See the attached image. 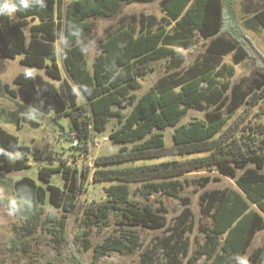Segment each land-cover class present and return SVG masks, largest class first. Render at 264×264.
<instances>
[{"label":"trees","instance_id":"obj_1","mask_svg":"<svg viewBox=\"0 0 264 264\" xmlns=\"http://www.w3.org/2000/svg\"><path fill=\"white\" fill-rule=\"evenodd\" d=\"M152 1L29 0L28 9L0 16V55L15 58L22 54V64L42 68L54 80L39 73H19L13 80L16 88L7 83L6 91L41 112L69 116L71 129L78 130L83 139L84 152L89 151L91 142L89 126L102 132L110 118H117L119 126L110 137L121 144L120 149L98 156L92 172L94 181L112 183L105 188L110 200L98 206L97 212L88 210V214L90 220L92 216L99 220L113 210L135 225L169 229L168 236L143 252L144 264H183L186 258L187 264H199L204 256L209 264H242L239 257L248 253L257 233L264 230V140L261 144L258 134H250L246 142L230 131L240 109L256 104L258 97L242 81H230L234 74L231 66L211 62L233 52L235 63L246 57L237 42L222 34L226 10L232 11L230 0H161L167 23L173 24L171 31L165 24H157L154 16L132 15L130 21L108 31L92 67L87 59L86 48L94 32L91 17H113L124 4ZM255 18L264 28V8L255 13ZM25 26H29L28 32ZM195 32L208 41L204 58L186 73L172 72L137 95L140 79L153 70V61L168 59L170 69L183 65L186 58L176 48H193ZM59 38L65 45V67L88 101V116L86 105L79 103L78 91L63 78L57 62ZM128 107L130 111L125 112ZM191 109L204 112V118L180 124ZM83 115L81 126L78 117ZM240 124L237 121L236 127ZM169 127L175 128L171 146L156 131ZM20 147L19 137L0 125V170L22 172L30 167L27 156H11ZM168 157L172 159H164ZM201 168L235 178L238 190L213 189L201 195L202 213L212 219V225L203 230L204 244L189 255L186 234L193 224L190 207H185L170 227L165 206L155 209L152 204L134 202L128 184L142 181L149 195L162 193L182 199L187 180L179 177ZM56 173L62 174V186L51 182ZM89 174L63 161L39 168L38 179L45 184L22 175L14 183L22 215L33 221L38 208L52 205L61 210V215L50 211L48 217L53 220L49 222L56 224V234L63 237L69 213ZM211 179L204 177L202 185ZM185 203L190 199L185 198ZM127 240L107 238L96 246L95 259L112 251L134 252L140 246L136 234H130ZM249 261L264 264V243L253 249Z\"/></svg>","mask_w":264,"mask_h":264},{"label":"rangeland","instance_id":"obj_2","mask_svg":"<svg viewBox=\"0 0 264 264\" xmlns=\"http://www.w3.org/2000/svg\"><path fill=\"white\" fill-rule=\"evenodd\" d=\"M67 2L69 0H66ZM161 0H153L148 3L124 4L120 11L113 17H91L89 20L94 23V32L89 38V45L86 48V55L90 67H92L95 57L101 51V42L108 34V31L116 30L122 22L130 21V16H140L141 13L147 16H154L157 24H165L171 31L172 25L167 23L168 16L161 7ZM232 11L226 10L225 23L222 34L237 42L239 49L245 54V58L240 63H235V52L218 60H211L213 63H225L233 68L234 74L230 77L232 83L242 81L245 87L254 90V96L258 97V102L243 106L238 117L234 118L231 130L234 134L242 136V139L249 142L250 134L256 136L259 143L264 140V81L261 74H264V66L255 57L248 46L251 43L264 59V28L256 21L255 13L264 8V0H230ZM126 18V19H125ZM32 22H34L32 20ZM29 31V26H25ZM196 44L191 49L176 48L179 54L185 56V62L179 68H168V59H161L151 63L153 70L140 79V87L135 91L141 95L154 85L160 78L176 72L186 73L194 63L201 61L205 55L208 41L203 39L198 32H195ZM23 55L19 54L15 58L0 55V125L19 137L20 148L11 153L14 159L27 156L29 168L22 172H5L0 170V264H144L142 260L143 252L151 248L160 238L169 235L167 228L153 230L141 225H135L131 220L121 215H116L113 210L109 211L108 217L93 220L89 219L88 210L97 212L98 206L109 203L105 188L110 182H96L92 178L95 168L94 160L101 155L115 153L120 149L121 144L115 143L110 134L119 126L117 118H110L106 129L102 132L94 130L89 126L91 142L89 151L84 149H74L72 121L69 116L57 117L54 112L44 113L34 107L22 102L19 98L10 95L5 88L8 83L12 88H16L13 83L14 78L19 73L42 74L45 78L54 81L46 75L45 70L37 67H30L21 63ZM65 45L63 39L57 41V62L61 68L63 78L73 84L79 93V103L86 105L85 113L90 115L88 101L84 97L78 85L70 77L65 64ZM218 61V62H217ZM131 107L125 109L129 112ZM204 112L191 109L183 117L180 124H189L195 119L204 118ZM78 117L81 126L83 120ZM237 121L241 122L236 127ZM164 135L167 146L173 145V134L175 128L169 127L164 130H156ZM262 144V143H261ZM83 145V143H82ZM79 150V151H78ZM81 154V155H78ZM176 158V157H173ZM172 159L171 158H164ZM65 161L66 164L76 166L79 171L83 169L90 171L84 179V187L77 199L74 209L69 213L66 233L62 237L56 234V224L49 222L53 220L48 217L50 211L58 217L61 210L54 208L50 204L38 208L37 217L33 221L22 215L21 205L17 203L14 194L15 181L24 174L38 179V171L41 166L58 165ZM250 166H255L250 164ZM242 170H239V175ZM210 176L212 179L203 186L204 177ZM81 180L82 176H80ZM187 180L185 188L181 192V198H175L162 193L148 194L145 182H130V198L140 204H152L155 209L165 206L168 224L172 227L177 216L190 207L192 211V226L186 236L190 243L189 255L195 254L205 242L204 228H210L212 219L202 213L201 195L205 191L213 189L238 190L236 179L225 176L217 170L201 168L196 171L184 174L179 177ZM51 182L56 185H63L61 173L51 176ZM80 183V182H79ZM185 198L190 199V203H185ZM11 201H16V210L13 216H9L12 210ZM31 230V232L28 231ZM136 234L139 237L140 246L134 252L121 253L112 251L108 255L96 260V246L102 244L107 238H121L128 242L127 237ZM264 243V230L257 233L249 251L246 255L239 257L243 264L247 260L250 264L249 255L254 248ZM199 264H209L206 257H202ZM183 264H187V258Z\"/></svg>","mask_w":264,"mask_h":264},{"label":"clouds","instance_id":"obj_3","mask_svg":"<svg viewBox=\"0 0 264 264\" xmlns=\"http://www.w3.org/2000/svg\"><path fill=\"white\" fill-rule=\"evenodd\" d=\"M30 7L29 0H0V16H13L18 10H26ZM31 75V73H28ZM12 210L8 215L13 216V212L16 210V201H11ZM247 264V260L243 262Z\"/></svg>","mask_w":264,"mask_h":264},{"label":"built area","instance_id":"obj_4","mask_svg":"<svg viewBox=\"0 0 264 264\" xmlns=\"http://www.w3.org/2000/svg\"><path fill=\"white\" fill-rule=\"evenodd\" d=\"M73 134V137H74V140H73V148L74 149H84V144L82 145L83 143V139L81 138L80 136V132L78 130H75L72 132ZM79 151V150H78ZM84 151V150H83ZM78 155H81V154H78Z\"/></svg>","mask_w":264,"mask_h":264},{"label":"water","instance_id":"obj_5","mask_svg":"<svg viewBox=\"0 0 264 264\" xmlns=\"http://www.w3.org/2000/svg\"><path fill=\"white\" fill-rule=\"evenodd\" d=\"M250 50L253 52V54L255 55V57L261 62V64L264 66V59L261 56V54L258 52V50L251 44V43H247Z\"/></svg>","mask_w":264,"mask_h":264},{"label":"crops","instance_id":"obj_6","mask_svg":"<svg viewBox=\"0 0 264 264\" xmlns=\"http://www.w3.org/2000/svg\"><path fill=\"white\" fill-rule=\"evenodd\" d=\"M13 97H15V96H13ZM17 98V97H16Z\"/></svg>","mask_w":264,"mask_h":264}]
</instances>
